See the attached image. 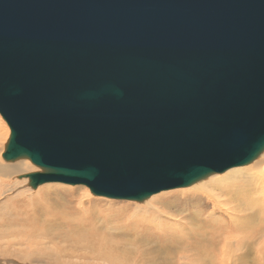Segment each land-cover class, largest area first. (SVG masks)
<instances>
[{"label":"water","instance_id":"95a60500","mask_svg":"<svg viewBox=\"0 0 264 264\" xmlns=\"http://www.w3.org/2000/svg\"><path fill=\"white\" fill-rule=\"evenodd\" d=\"M6 161L143 202L264 152V0H0Z\"/></svg>","mask_w":264,"mask_h":264},{"label":"bare ground","instance_id":"6f19581e","mask_svg":"<svg viewBox=\"0 0 264 264\" xmlns=\"http://www.w3.org/2000/svg\"><path fill=\"white\" fill-rule=\"evenodd\" d=\"M0 122L3 123L2 131L0 132V182L3 186H7L10 185V181L13 178L21 177L22 179H24V181H21L20 184L23 185L28 184L29 179L27 178V175L37 172L35 169H30L32 163L27 159H23V158L19 159L17 164L18 166H12V167H10L8 165V162L4 160L3 154L5 152V148L8 143L10 129L7 127L8 125L7 126L5 125L4 123L5 121L2 119L1 116H0ZM18 167H22V170H20ZM41 171L42 170L38 172ZM20 173H22L23 175L20 176ZM49 184L56 185L55 183H49ZM49 184H43L38 186L37 188H35L36 190L34 192L31 191L26 192L27 190L24 188L25 192L29 194L34 201L35 200L38 201V209H36V212L42 215H45L47 213V219L52 220L56 214V212L55 214H52L53 211H55L53 207L60 210H64V209H68L69 205H72L70 208L74 210L75 205H79L81 209L84 210L85 208L84 202H82L83 197L81 200H79L77 204L75 203V201L77 200H75L74 196H67L65 198L63 197V195L65 196L67 194L68 195L73 194V190H71L72 187L66 185L62 186V184H58L60 185L59 187L58 185H56L57 187L50 186L47 188H42V186ZM63 187H67L69 189ZM2 189L3 188L0 186V191ZM179 189H182L181 192L183 190L190 191L189 192L190 194L194 190L195 193L193 195H195V197L197 195L205 196L208 199V201H210L215 206V208H217L216 206L220 205L221 203L220 199L223 197L219 194H217L218 195L217 196L214 193L215 190H218L221 193H223L227 189L232 195H236L237 193L244 192L243 194H241L244 197V200L242 201V203L235 204L236 205L235 208H231L227 204L225 208H221V210H223L222 214L225 217V219H227V221L225 219L224 220L212 219L204 223H201L199 221L201 217L199 216V212L197 211H193L191 213L188 212L187 217L177 219L178 214L175 213H180V212H178V209H176L175 205H172L173 203L171 204L170 202L171 199L168 200L169 199L168 197H167L168 199L166 200H168L169 203L166 201L163 203V201H161L159 210L152 209L149 212H143L138 210L137 208L132 211V209L128 208L129 206L119 207L118 209H122L121 211L123 213L128 212V216L127 214L126 215L124 214L125 216H127V218L123 216L121 222L120 217H117L115 220H111L110 217L105 216L107 217V219L106 218L103 219L104 225L101 228H98L97 225L93 223V219L91 218L89 211L84 210L83 218L88 219L89 223L84 224L83 221H80L79 223L76 224H70L67 227V231L64 233V236L67 239L66 241L70 242V248L72 249L71 251L81 254V253H87L99 247L107 248L109 244L104 241V236L102 235L103 232H117L119 236L126 239L125 240L126 242H130V244L133 245V244H137V242L145 241L146 237L144 235V232L150 231L156 226L159 227L157 229L158 231H164V229L162 228L167 227L169 230H171V233H173L176 230H178L180 226H181L180 231L183 232L185 225V229H189L190 232L191 231L193 232V233H189L188 231V234L191 236V238L184 241L173 239V242L187 248H190V246L200 247L199 250H196V254H194V257L190 260L191 264H222L224 262V254L226 253L227 249L229 250V252L230 249L235 250V252L242 249L247 250L246 253H244L240 257L239 254L235 253L236 257L234 258V261L236 260L238 264H246V261H248V263L249 261L252 262L251 259H249L248 257V255L252 252L250 249L253 250L255 256H258L256 258L260 259L259 252L261 251L264 252V152L257 159H255L253 162L249 164L243 165L241 167L231 168L221 174L211 175L206 179H203L199 182L192 184L191 186L185 188H178V190ZM246 190L252 192L250 194L247 192L246 194L245 192ZM173 191L174 190H172V192ZM13 192H14V187L9 186L5 190L4 194H11ZM225 195L227 194L225 193ZM152 199H154V196L151 195L146 200H152ZM110 205H109L110 208H114L112 205L111 206ZM49 207L53 209V211H51ZM114 209H117V207ZM181 210H185V209L181 208ZM49 213L51 215H48ZM120 215L122 214H118L117 216ZM208 217H211V215ZM28 218L31 220L30 217ZM240 218H243L244 220L241 221ZM138 221H141L144 224L141 229L135 227V223ZM25 222H26V226L19 225L17 227L8 228L6 234L13 236V238L15 236L16 237L25 236L30 238V240L36 239L37 232L36 229H34L35 222L32 221L31 223H29L27 220H25ZM4 236L5 234L1 233L0 231V239L6 238ZM72 236L74 237L80 236L81 238H87L89 241L78 240L76 238H73ZM39 238L40 236L37 237V239ZM232 240L233 243L231 242ZM29 242L30 244L32 243V241ZM63 249L64 248L61 246L59 250L55 252V257L58 258L59 252L63 251ZM188 252H193V251L189 249ZM1 253L2 255L5 254L3 252ZM170 253H171L170 251H165L166 264L168 262H170L171 264H178V263L181 264L179 260H182V264H189L187 262L189 260L188 256H186L184 253L181 252L180 255L178 252L179 256H177V258L173 257L176 256L177 253H175L173 256L170 255ZM28 257H29L28 255H24L23 253H21L18 259L26 261ZM50 258L51 257H49L48 259ZM94 258L97 260H104L109 264L111 263L131 264L132 262V258L129 260L127 256L123 255L121 256V260L118 263L116 258L110 252L97 253L96 256H94ZM17 264L19 263L17 262ZM51 264H66V263L57 259L56 261H53ZM254 264H262L261 259L259 262H255Z\"/></svg>","mask_w":264,"mask_h":264},{"label":"rangeland","instance_id":"374dc122","mask_svg":"<svg viewBox=\"0 0 264 264\" xmlns=\"http://www.w3.org/2000/svg\"><path fill=\"white\" fill-rule=\"evenodd\" d=\"M4 123L7 126L6 122ZM2 127H3V123L0 122V132L2 131ZM18 160L19 159L9 161V162L7 161V162L10 167L18 166L17 165ZM18 168L22 170V167H18ZM30 169H35L36 172L41 170L40 168L35 167L33 164H31ZM21 175L23 174L20 173V176ZM21 181H24V179H22L21 177H15L10 181V185H7V186H3L0 182V186L3 188L0 191V231L1 233L5 234L4 237H6V238L0 239V264L2 263L3 264H12V263L17 264V262L19 264H51L53 261H56L57 259H59L62 262H65L66 264H109L105 262L104 260H97L94 258V256H96L97 253H102V252H108V253L110 252L116 258L118 263L121 260V256L124 255V256H127L129 260L132 258L131 264H166L165 263V251H170L171 252L170 255L172 256L175 253H177L176 256H173L174 258H177V256H179V254L181 255V252H182L186 256H188L189 260L187 262L191 264L190 260L194 257V254H196V250H199L200 247L190 246V248H187V247L180 246L179 244L173 242V239L184 241V240H188L191 238V236L188 234V231L189 233H193V232L192 231L190 232L189 229H185V225H184L183 232L180 231L181 229V226H180L178 230H176L173 233H171V230H169L167 227L162 228L164 229V231H158L157 229L159 227L156 226L150 231L144 232V235L146 237L145 241L137 242V244H133V245L130 244V242H126L125 241L126 239L119 236L117 232H103L102 235L104 236V241L107 242L109 246L107 248L99 247L87 253H81V254L71 251L72 249L70 248V242L66 241L67 239L64 236V233L67 231V227L70 224H76V223H79L80 221H83L84 224L89 223L88 219L83 218L84 210L89 211L91 218L93 219V223H95V225H97L98 228H101L104 225L103 219L105 218L107 219V217L105 216L110 217L111 220H115L117 217H120L121 222H122L123 216H125L126 214L128 216V212L123 213L121 211L122 209H118L119 207L129 206L128 208L132 209V211L137 208L140 211L149 212L152 209L159 210L161 201H163V203L165 201L169 203L168 200L171 199L170 200L171 204L173 203L172 205H175L176 209H178V212H180V213H175V214H178L177 219L187 217L188 212L191 213L193 211H197L199 212V216L201 217L199 221L201 223H204L212 219L224 220L225 217L222 214L223 210H221V208H225L226 204L231 208H235L236 207L235 204L242 203V201L244 200V197L241 195L244 192L237 193L236 195H232L227 189L223 193H221L218 190H215L214 193L216 195L219 194L223 196L220 199V202H221L220 205L216 206L218 208L217 209L210 201H208V199L205 196L197 195L195 197V195H193L195 193L194 190L190 194L189 193L190 191L183 190L181 192L182 189H179V190L174 189L173 192L172 190H170V192L164 191L162 193L160 192L158 194H154L152 195L154 196V199L152 200L145 199L143 202L118 201V200H111L107 198L93 196L91 192L89 191V189L83 186L66 185V186L72 187L71 190H73V194L72 195L67 194L65 196L62 194L63 197L65 198L67 196H74L75 200H77L75 201L76 204L83 197L82 202H84L85 208L83 210L81 209L79 205H75L74 207L75 209L73 210L72 208H70L72 205H69L68 209H64V210H60V209L53 207V209L55 210L53 211V209L49 207L51 211H53L52 214H55L56 212L54 218L53 219L51 218L52 220H49L47 219V213L45 215H42L36 212V209H38V201L36 200L34 201L31 198V196L26 193L28 191L34 192L36 189H31L28 186V184H24V185L20 184ZM55 184L58 185V183H55ZM56 185L54 184L44 185L42 186V188H47L50 186L57 187ZM9 186L14 187V192L11 194H4L5 190ZM59 186L60 185H58V187ZM62 186H65V184L64 185L62 184ZM24 188L27 190L26 192ZM63 188H67V187H63ZM21 192H24V193H21ZM245 192L246 194L247 192L250 194L252 191L246 190ZM225 193L227 195H225ZM110 204L114 208L117 207V209L110 208L109 207ZM48 206H51V205H48ZM181 208H184L185 210H181ZM170 212H173V211H170ZM116 214L117 215L122 214V215L117 216ZM48 215H51V214L49 213ZM210 215L211 217H208ZM127 216H125V218H127ZM28 217H30L31 220ZM25 220H27L29 223H31L32 221L35 222L34 229H36L37 237L40 236L39 239H37L36 237V239L30 240V238L25 237V236H17V237L15 236L13 238V236L6 234L7 229L10 227L13 228L19 225L26 226ZM225 220L227 221V219ZM240 220L242 221L244 219L240 218ZM143 225L144 224L141 221H138L135 223V227H137L138 229H141ZM122 226H123V223H122ZM100 231H103V230H100ZM72 237L78 240L89 241L87 238H81L80 236L78 237L72 236ZM29 241H32V243L30 244ZM231 242L233 243V240ZM61 246L64 249L63 251H60L61 255L59 252V257L57 258L55 257V252L58 251ZM189 249L192 250L193 252H188ZM250 250L252 252L248 255V257L249 259H251L252 262L249 261V263L254 264L255 262H259L261 259L262 264H263L264 263L263 261L264 252L263 251L259 252L260 259H258L256 258L258 256H255L253 250L252 249ZM246 251H247L246 249H242V250L235 252V250L230 249V252H229V250L227 249L226 253L224 254V262L222 264H238L236 260L234 261V258L236 257L235 253L239 254V257H240L244 253H246ZM1 252L5 253L6 255L5 254L2 255ZM20 252L23 253L24 255L29 256L27 259L28 261L27 260L23 261L21 259H18L19 255L21 254ZM49 257L51 258L48 259ZM179 262L182 264V260H179ZM249 263L248 261H246V264H249ZM167 264H171V263L168 262Z\"/></svg>","mask_w":264,"mask_h":264}]
</instances>
